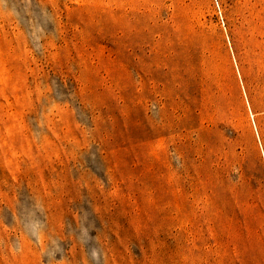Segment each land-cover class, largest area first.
Listing matches in <instances>:
<instances>
[{"label": "rangeland", "instance_id": "1", "mask_svg": "<svg viewBox=\"0 0 264 264\" xmlns=\"http://www.w3.org/2000/svg\"><path fill=\"white\" fill-rule=\"evenodd\" d=\"M0 264H264V0H0Z\"/></svg>", "mask_w": 264, "mask_h": 264}]
</instances>
